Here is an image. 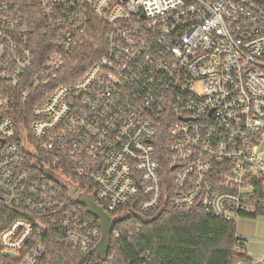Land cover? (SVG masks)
I'll list each match as a JSON object with an SVG mask.
<instances>
[{"label": "built area", "instance_id": "built-area-1", "mask_svg": "<svg viewBox=\"0 0 264 264\" xmlns=\"http://www.w3.org/2000/svg\"><path fill=\"white\" fill-rule=\"evenodd\" d=\"M36 5L38 14L27 16L19 0H0V264H37L49 234L93 249L99 220L79 199L111 211L140 194L141 208L151 209L163 196L166 167L173 207L235 224L256 214L257 182L264 186V0ZM94 28L104 35L100 57L80 79L57 82ZM52 83L24 139L13 103ZM237 264H264V251Z\"/></svg>", "mask_w": 264, "mask_h": 264}, {"label": "trees", "instance_id": "trees-1", "mask_svg": "<svg viewBox=\"0 0 264 264\" xmlns=\"http://www.w3.org/2000/svg\"><path fill=\"white\" fill-rule=\"evenodd\" d=\"M21 10L27 16L38 14L36 0H19ZM45 39L39 38L41 50L39 64L46 59L43 53ZM104 35L100 29L90 32L87 42L72 52L59 71L57 82L70 83L80 79L90 65L102 54ZM38 70V69H36ZM35 70V71H36ZM34 71V72H35ZM30 74L27 75V77ZM52 83L46 91L43 88L28 94L23 100L13 103L11 116L24 139H29L32 109L44 103L50 94ZM169 169L166 167L162 181L163 196L159 203L148 210L141 208L142 195L114 210L97 203L108 212L110 218L121 217L115 224L107 256L99 260L93 249L73 247L57 234H49L46 251L37 264H237L250 260L242 251L234 252L239 244L242 249L245 239L236 233L234 222L224 220L199 207L176 208L170 204ZM255 194L262 205L257 216L264 217V186L257 182Z\"/></svg>", "mask_w": 264, "mask_h": 264}, {"label": "rangeland", "instance_id": "rangeland-1", "mask_svg": "<svg viewBox=\"0 0 264 264\" xmlns=\"http://www.w3.org/2000/svg\"><path fill=\"white\" fill-rule=\"evenodd\" d=\"M235 231L245 239L242 253L259 258L264 251V217L242 218L236 222Z\"/></svg>", "mask_w": 264, "mask_h": 264}, {"label": "water", "instance_id": "water-1", "mask_svg": "<svg viewBox=\"0 0 264 264\" xmlns=\"http://www.w3.org/2000/svg\"><path fill=\"white\" fill-rule=\"evenodd\" d=\"M79 201L84 204L87 207L88 211L99 220L101 236L96 246L89 253H94L99 260H103L107 256L111 239V232L115 224H117L122 218H110L109 214L106 213L102 208H100L93 200V198L89 196H84L80 198ZM6 254L7 253H4V255ZM92 264H96V262Z\"/></svg>", "mask_w": 264, "mask_h": 264}]
</instances>
